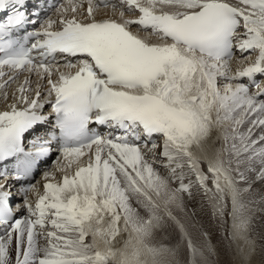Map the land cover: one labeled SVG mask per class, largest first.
<instances>
[{
    "label": "snow or ice",
    "instance_id": "6c2138e0",
    "mask_svg": "<svg viewBox=\"0 0 264 264\" xmlns=\"http://www.w3.org/2000/svg\"><path fill=\"white\" fill-rule=\"evenodd\" d=\"M39 3L0 0V264H214L205 211L249 264L264 0Z\"/></svg>",
    "mask_w": 264,
    "mask_h": 264
},
{
    "label": "bare ground",
    "instance_id": "6f19581e",
    "mask_svg": "<svg viewBox=\"0 0 264 264\" xmlns=\"http://www.w3.org/2000/svg\"><path fill=\"white\" fill-rule=\"evenodd\" d=\"M236 58L237 59L240 58V53L237 54V57ZM212 148H213V145H211V144L206 145V151L208 152L209 155H211V153H212ZM40 179H41V176L38 177V180H40ZM255 199H256V201L259 202V195H256ZM249 207L251 209V216H252V224H251V230L249 232V238L255 242V252L252 254L251 258L254 257L255 259H257V257H260L261 252H262L261 251V243H260V241H259L258 238H260L259 236L262 237L263 232H264V211H263L264 208L263 209L261 208V207H264V203H259L258 205H256V207H254V206L252 207L251 205ZM197 208L199 210V205H197ZM258 211L260 213H257ZM258 214H260V216ZM201 215H202V221L201 222L204 224L205 228L208 229L211 232V235H212V243L217 246L219 253H221V252L223 253V251H225L224 249H227V251H228L229 250V247H232V249H235V251L232 253V254H234L236 256L234 258L241 257L240 259L242 260V256H241V254L239 252V248L240 247H245L244 242L243 241H236V242L229 241L228 239L225 238V231L222 230V228L220 227V225H218L219 222L217 223L218 220L216 218L212 217L210 215V213H208L207 211H205L204 213H201ZM257 218H259V219H257ZM260 218H262V220ZM257 222L259 224H257ZM230 224H231V221L229 219V223H228L227 228H226L228 232L231 231ZM255 224H256V226H255ZM256 227L258 229V231H257V233H258L257 237L254 234L255 231H253V229L256 228ZM253 238H255V239H253ZM220 240H223L224 241L223 242L224 244H222V242H220ZM227 251H226V253H227ZM245 251L247 252V248H245ZM261 259H262V257H260V260ZM230 260H232V259L230 258ZM237 260H239V258L236 259V261ZM222 261H223V259H222ZM257 261L259 262V259ZM258 262H257V264H261L260 262L259 263ZM249 263L251 264V260H250ZM221 264H223V263L221 262Z\"/></svg>",
    "mask_w": 264,
    "mask_h": 264
},
{
    "label": "rangeland",
    "instance_id": "374dc122",
    "mask_svg": "<svg viewBox=\"0 0 264 264\" xmlns=\"http://www.w3.org/2000/svg\"><path fill=\"white\" fill-rule=\"evenodd\" d=\"M257 203L259 204V203H261L260 201L258 202L257 201ZM257 203H254V204H251V206L253 207H256V205H258ZM262 209L264 208V207H261ZM264 211V210H263ZM257 213H260L259 211L257 212ZM259 216H260V214H258ZM256 219V218H255ZM257 219H259V218H257ZM261 220H262V218H260ZM217 223H218V221H217ZM257 224H259L258 222H257ZM218 225H220L219 223H218ZM263 225V224H262ZM255 226H256V224H255ZM220 227L222 228V230H224L225 228H227V225H224V226H221L220 225ZM263 227V226H262ZM256 229V230H255ZM253 231H255V236L257 237V235H258V233H257V231H258V229H257V227L256 228H254L253 229ZM220 233V232H219ZM218 233V234H219ZM257 233V234H256ZM220 235V234H219ZM260 238H258L259 239V241H260V243H261V255H260V257H262V259L264 260V232H263V235H262V237L261 236H259ZM253 239H255V238H253ZM220 242H222V244H224L223 242V240H220ZM263 245V246H262ZM225 251H223V253L221 252V253H219V255L218 256H213V257H209V260H211V261H213L214 262V264H221V262L223 263V264H232V262H234V264H242V260L240 259L241 257H238L239 258V260H237L236 261V259H238V258H234V257H236L234 254H232L234 251H235V249H232V247H229V250L227 251V249H224ZM226 251H227V253H226ZM224 257H223V256ZM231 255V256H230ZM233 255V256H232ZM226 256V257H225ZM219 257V258H218ZM260 257H257V259H255L254 257H252L251 258V264H257V260L259 259V262L262 264V259L260 260ZM230 258L232 259V260H230ZM221 259V260H220ZM222 259H223V261H222ZM227 262H226V261ZM230 260V261H229ZM226 262V263H225ZM258 262V263H259ZM250 264V263H249Z\"/></svg>",
    "mask_w": 264,
    "mask_h": 264
}]
</instances>
